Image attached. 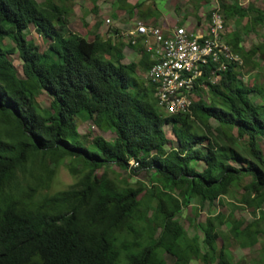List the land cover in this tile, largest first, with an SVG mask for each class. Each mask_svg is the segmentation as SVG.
I'll use <instances>...</instances> for the list:
<instances>
[{
  "label": "trees",
  "instance_id": "obj_1",
  "mask_svg": "<svg viewBox=\"0 0 264 264\" xmlns=\"http://www.w3.org/2000/svg\"><path fill=\"white\" fill-rule=\"evenodd\" d=\"M118 2L131 16L142 8ZM218 10L226 30L239 19L248 21L247 33L264 26V9L254 4ZM67 16L56 0H0V264H238L229 242L253 248L264 235V87L241 78L243 67L258 69L257 56L264 62L261 46L248 50L233 32L226 41L243 63L218 71L210 60L195 82L192 112L169 114L148 79L156 60L141 38L133 44L128 34L126 44L97 33L89 40L68 30ZM31 26L50 41L45 51L27 40ZM126 47L139 54L137 63H124ZM15 53L23 77L9 59ZM39 92L51 98L50 108L40 106ZM78 119L115 138L90 140ZM65 162L76 182L50 193ZM110 165L145 171L149 184L99 180L98 171ZM239 192L252 221L211 213L205 222L195 218L189 235L180 221L184 208L194 200L213 207Z\"/></svg>",
  "mask_w": 264,
  "mask_h": 264
},
{
  "label": "rangeland",
  "instance_id": "obj_2",
  "mask_svg": "<svg viewBox=\"0 0 264 264\" xmlns=\"http://www.w3.org/2000/svg\"><path fill=\"white\" fill-rule=\"evenodd\" d=\"M39 3H44V0H37ZM58 3L68 8V30L77 34H80L89 40H94L95 35L99 31L103 33L104 38L111 36L116 37L128 43L129 36L127 31L131 29L133 23L139 21L149 25H155L162 27L163 22H167L168 28H173L178 25H186L192 30L198 28L201 20L208 17L216 9H223L233 3H238L240 6L247 7L250 4H254L257 7L264 9V0H128V3L133 5L141 4L142 8L135 12L136 15H130L125 10L120 8L118 0H56ZM130 1L133 2L130 3ZM107 19L111 20V23H107ZM246 19L232 20L227 24L226 38L233 32H237L243 38V47L251 49L254 46L260 45L261 51H264V26L258 27L255 31L247 33ZM166 26V27H167ZM122 27V28H120ZM118 30L119 33L115 34L114 31ZM28 41L34 43L39 47L40 51H45L50 41L40 36L35 27L31 26L24 32ZM111 35V36H109ZM3 44L8 48H13L14 43L11 39L6 38L3 40ZM125 60L124 63L138 62L140 60L139 54L133 49L126 47L124 50ZM260 55L257 56L255 62L258 65V69L255 71H249L248 67H243L242 80L248 86H252L254 83L259 87H264V62L260 59ZM9 59L14 64L19 76L23 77L22 61L15 53L9 56ZM139 76L146 81V73L142 69H139ZM147 82V81H146ZM203 98L207 103L211 102V96L207 90L202 92ZM198 97V96H197ZM256 100V98H254ZM38 103L43 109H48L51 106L52 100L46 92H39ZM93 112H96L94 105H91ZM79 132L82 135L88 136L91 140L95 136H102L108 141H112L115 138L110 130L101 131L92 121H83L78 119ZM168 136L171 140L174 137L170 128H166ZM171 144L167 146L170 150ZM261 147L264 151V141L261 143ZM198 169L201 171L204 166L201 163L197 164ZM98 179L102 180V177L113 180L119 186L132 185L139 187L149 184L150 174L142 171L138 173H128L121 171L117 167L110 165L105 166L98 171ZM76 182V177L70 172L68 163L62 164L56 173L50 193H55L60 190H66L68 187ZM241 192L236 193L234 197H226L223 204H219L217 201L215 206L204 205L200 207L198 201L194 202L183 209L180 215V221L184 228L192 236L195 232V218L197 222H205L207 215L224 213L225 215H234L238 219L245 221H252L254 215L251 210L247 209L238 202ZM156 204V201H153ZM264 209V208H263ZM198 213V214H197ZM197 214V217H196ZM264 229V223H262ZM223 241L219 240V247L222 246ZM230 251L232 254V260L238 264H261L264 258V235L260 236L259 243L253 248H243L237 242L230 241ZM192 264H204L201 260L195 259ZM216 264V262H214Z\"/></svg>",
  "mask_w": 264,
  "mask_h": 264
},
{
  "label": "built area",
  "instance_id": "obj_3",
  "mask_svg": "<svg viewBox=\"0 0 264 264\" xmlns=\"http://www.w3.org/2000/svg\"><path fill=\"white\" fill-rule=\"evenodd\" d=\"M107 23L111 20L107 19ZM198 26L195 30L186 26L164 29L139 21L128 33L134 37L133 44L141 38L156 60L148 79L157 84L159 106L169 114L192 112L195 82L210 60L219 63L218 71L225 69L227 62L243 63L227 44L225 22L218 9L210 20L204 18ZM220 77L217 74L213 82H218ZM130 164L139 166L135 160Z\"/></svg>",
  "mask_w": 264,
  "mask_h": 264
},
{
  "label": "crops",
  "instance_id": "obj_4",
  "mask_svg": "<svg viewBox=\"0 0 264 264\" xmlns=\"http://www.w3.org/2000/svg\"><path fill=\"white\" fill-rule=\"evenodd\" d=\"M130 3H132L133 4V2L132 1H130ZM135 4V3H134ZM133 4V5H134ZM144 23V22H143ZM135 24L136 23H133L132 25H131V29L129 30V31H127V33H129L133 28H134V26H135ZM146 24V23H145ZM162 24V27L164 28V29H170V28H168L169 26H167V22H163V23H161ZM146 25H149V24H146ZM155 26V25H154ZM167 26V27H166ZM178 26H186V25H178ZM160 27V26H159ZM187 27V26H186ZM120 28H122V27H120ZM187 28H189V26L187 27ZM190 29V28H189ZM100 35H102L103 36V33L101 32V31H99L98 32Z\"/></svg>",
  "mask_w": 264,
  "mask_h": 264
}]
</instances>
